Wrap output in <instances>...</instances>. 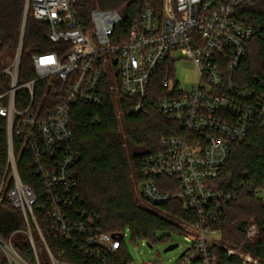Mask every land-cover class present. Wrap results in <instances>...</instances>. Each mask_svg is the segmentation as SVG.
Wrapping results in <instances>:
<instances>
[{
	"label": "built area",
	"instance_id": "2783aa9c",
	"mask_svg": "<svg viewBox=\"0 0 264 264\" xmlns=\"http://www.w3.org/2000/svg\"><path fill=\"white\" fill-rule=\"evenodd\" d=\"M76 1L26 0L18 52L12 66L0 71V121L7 124L9 164L15 180L10 193L13 205L35 221L36 197L17 172L14 144L19 143L30 150L32 167L48 198L49 230L55 240L79 244L76 236H83L81 249L86 256L113 264L102 255L116 254L124 235L113 237L96 228L95 214L84 213L74 220L70 212L82 204L75 170L78 155L70 147L74 142L71 108L100 104L103 85L112 80L110 90L115 93L119 118L123 111L118 93L128 100L129 114L147 113L152 76L164 70L163 96L153 102L179 125L180 132L163 138L161 152L145 158L144 179L138 184L140 198L149 206L180 199L196 215L193 222L180 224L187 247L176 264H217L214 245L243 264H260L251 254L223 245L221 237L215 238L221 233L212 229L225 205L236 199L235 193L216 187L232 143L246 138L253 128L264 129V77L250 86L237 82L256 30L237 21L236 8L253 0H163L160 12L151 6L143 9L126 42L118 31L119 12L94 8L88 24L83 25L74 10ZM30 12L48 25L50 42L63 46L55 52L34 54L35 78L21 83L20 62ZM178 54L197 68L199 79L189 91L177 80ZM46 80L57 96L56 103L35 107V85ZM22 91L28 92L30 101L21 109L17 102ZM256 196L264 199V182ZM258 236V225L251 223L247 240L253 243Z\"/></svg>",
	"mask_w": 264,
	"mask_h": 264
},
{
	"label": "trees",
	"instance_id": "16d2710c",
	"mask_svg": "<svg viewBox=\"0 0 264 264\" xmlns=\"http://www.w3.org/2000/svg\"><path fill=\"white\" fill-rule=\"evenodd\" d=\"M26 0H0V57L4 53H17L21 39ZM163 0H77L74 10L83 25H87L94 8L116 10L122 16L118 29L128 40L134 21L140 18L143 9L151 6L162 10ZM236 19L246 27L256 30L249 42L244 63L237 73V82L250 86L264 77V0H253L251 4L236 8ZM48 25L37 21L29 13L21 55L19 81L25 83L35 78L32 56L58 51L63 45L48 39ZM4 67L0 65V71ZM172 73V72H171ZM167 76L160 70L153 79L146 103L147 113L129 114V104L118 93L122 108V123L118 117L115 93L110 90L112 80L103 85V101L98 105L76 104L71 108L74 142L71 149L78 155L75 167L78 176V192L82 204L70 210L74 220L86 213L95 214L94 226L104 233L122 236L128 228L134 239L155 241L156 231L183 234L180 223L193 222L196 215L185 209L180 199L166 204L149 206L137 198L136 184L144 179L145 158L161 152V140L177 135L180 127L162 114L153 100L163 96L161 82ZM6 76L2 77V82ZM154 91V94H153ZM155 91L158 92L155 94ZM154 95V96H153ZM55 97V98H54ZM57 96L48 80L38 82L34 89L35 107L44 104L52 107ZM27 91L18 94L19 108L28 106ZM17 172L24 186L36 197L33 216L15 207L10 193L15 189V180L9 164L7 124L0 121V264H11L4 249L11 246L27 264H101L97 257L86 256L82 251L83 236L75 241L55 240L49 230L48 211L50 205L42 188L40 177L32 167V156L28 148L14 144ZM264 182V129L253 128L248 136L231 145L229 160L221 177L216 182L220 190L233 192L236 199L225 205L222 217L212 229L221 233V242L251 254L264 264V203L256 191ZM159 183V182H158ZM163 181H160V185ZM163 190V188H162ZM142 201V200H141ZM87 222V219H85ZM251 223L259 227L255 242L247 240ZM122 247L116 254L103 253L113 264H130ZM217 264H243L237 257H229L220 245L212 247ZM55 260V262H54Z\"/></svg>",
	"mask_w": 264,
	"mask_h": 264
},
{
	"label": "rangeland",
	"instance_id": "374dc122",
	"mask_svg": "<svg viewBox=\"0 0 264 264\" xmlns=\"http://www.w3.org/2000/svg\"><path fill=\"white\" fill-rule=\"evenodd\" d=\"M16 54L17 53H4L0 57V65L4 67L3 69H9L12 66ZM177 57L179 58L176 63L177 80L181 82L185 91H189L192 88V85L199 79L197 68L193 62L185 59L180 54H178ZM120 121L122 123V118H120ZM135 187L137 190V198L140 200L139 185L136 184ZM262 200L264 203V199ZM140 203L144 204L141 200ZM123 235V244L129 257L130 264H176L187 247L185 236L173 231H156L154 238L155 241L151 245L152 247L148 245L149 243L147 240L134 239L128 228L125 229ZM220 237L221 235L219 237L216 236L215 238L218 240ZM175 244L179 245L178 248L168 252L165 251L167 247ZM223 245L232 248L226 243ZM7 250L8 252H6V254L9 257L11 264H27L20 256L18 257L14 254V249L11 246H8ZM236 250L240 249L237 248Z\"/></svg>",
	"mask_w": 264,
	"mask_h": 264
},
{
	"label": "water",
	"instance_id": "95a60500",
	"mask_svg": "<svg viewBox=\"0 0 264 264\" xmlns=\"http://www.w3.org/2000/svg\"><path fill=\"white\" fill-rule=\"evenodd\" d=\"M113 237H115V235L113 234ZM149 245V244H148ZM150 247H152L151 245H149ZM178 244H175V245H170L169 247H167V249L165 250L166 252H168V251H172V250H174V249H176V248H178ZM5 251H6V249H4Z\"/></svg>",
	"mask_w": 264,
	"mask_h": 264
},
{
	"label": "bare ground",
	"instance_id": "6f19581e",
	"mask_svg": "<svg viewBox=\"0 0 264 264\" xmlns=\"http://www.w3.org/2000/svg\"><path fill=\"white\" fill-rule=\"evenodd\" d=\"M6 251L8 252V250L6 249Z\"/></svg>",
	"mask_w": 264,
	"mask_h": 264
}]
</instances>
